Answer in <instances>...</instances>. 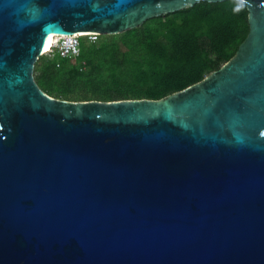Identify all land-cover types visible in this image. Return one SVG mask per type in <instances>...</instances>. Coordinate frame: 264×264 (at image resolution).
Masks as SVG:
<instances>
[{"label": "water", "instance_id": "1", "mask_svg": "<svg viewBox=\"0 0 264 264\" xmlns=\"http://www.w3.org/2000/svg\"><path fill=\"white\" fill-rule=\"evenodd\" d=\"M201 1L0 0V264H264V0L236 55L156 99L67 100L51 33L117 34Z\"/></svg>", "mask_w": 264, "mask_h": 264}, {"label": "trees", "instance_id": "2", "mask_svg": "<svg viewBox=\"0 0 264 264\" xmlns=\"http://www.w3.org/2000/svg\"><path fill=\"white\" fill-rule=\"evenodd\" d=\"M249 31L245 2L201 1L96 41L80 36L78 56H63L56 48L40 56L34 75L47 94L71 101L159 100L220 69Z\"/></svg>", "mask_w": 264, "mask_h": 264}, {"label": "built area", "instance_id": "3", "mask_svg": "<svg viewBox=\"0 0 264 264\" xmlns=\"http://www.w3.org/2000/svg\"><path fill=\"white\" fill-rule=\"evenodd\" d=\"M84 35H88L92 41H96L98 39V34L93 32H89ZM84 35L74 33L63 37L61 43L59 44V52H61L63 56H78L81 52L80 36Z\"/></svg>", "mask_w": 264, "mask_h": 264}, {"label": "bare ground", "instance_id": "4", "mask_svg": "<svg viewBox=\"0 0 264 264\" xmlns=\"http://www.w3.org/2000/svg\"><path fill=\"white\" fill-rule=\"evenodd\" d=\"M89 33V32H88ZM88 33H76V34H82V35H84V34H88ZM67 36V34H59V33H51V34H49L48 35V43H47V46H46V48L44 49V51L43 52H46V51H48L49 49H50V47H51V45H52V41H53V38H55L56 36Z\"/></svg>", "mask_w": 264, "mask_h": 264}, {"label": "rangeland", "instance_id": "5", "mask_svg": "<svg viewBox=\"0 0 264 264\" xmlns=\"http://www.w3.org/2000/svg\"><path fill=\"white\" fill-rule=\"evenodd\" d=\"M59 36V35H58ZM54 39V38H53ZM63 39L62 38H59L58 41L54 44V46L52 47V50L51 51H48L46 52L45 54H49V53H52V51H54L56 48L59 49V44L61 43V40ZM53 42V41H52ZM60 51V50H59ZM44 55V54H43ZM76 96H78V93H76Z\"/></svg>", "mask_w": 264, "mask_h": 264}]
</instances>
